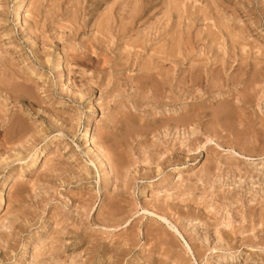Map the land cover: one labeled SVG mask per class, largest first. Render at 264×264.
Wrapping results in <instances>:
<instances>
[{
  "label": "rangeland",
  "instance_id": "obj_1",
  "mask_svg": "<svg viewBox=\"0 0 264 264\" xmlns=\"http://www.w3.org/2000/svg\"><path fill=\"white\" fill-rule=\"evenodd\" d=\"M6 183L0 264H264V0H0Z\"/></svg>",
  "mask_w": 264,
  "mask_h": 264
},
{
  "label": "bare ground",
  "instance_id": "obj_2",
  "mask_svg": "<svg viewBox=\"0 0 264 264\" xmlns=\"http://www.w3.org/2000/svg\"><path fill=\"white\" fill-rule=\"evenodd\" d=\"M57 62H56V64H57V67H59L60 66V62H59V60L57 59L56 60ZM86 137H87V141H86V143H87V145L88 144H90V142H91V132L88 130V129H86ZM96 151V150H95ZM40 153V152H39ZM98 153V152H97ZM100 155V154H99ZM7 187H8V184L6 183L5 185H4V190L1 192V194H0V205H5V203H6V197H5V195H6V189H7Z\"/></svg>",
  "mask_w": 264,
  "mask_h": 264
}]
</instances>
